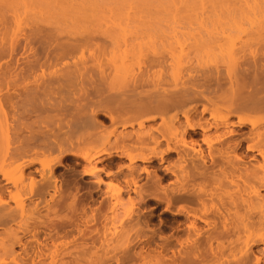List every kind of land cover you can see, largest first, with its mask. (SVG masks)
Instances as JSON below:
<instances>
[{
	"label": "bare ground",
	"instance_id": "6f19581e",
	"mask_svg": "<svg viewBox=\"0 0 264 264\" xmlns=\"http://www.w3.org/2000/svg\"><path fill=\"white\" fill-rule=\"evenodd\" d=\"M75 1L12 2L24 16H44L68 30L55 49L26 57L24 66L13 65V71L9 66L2 76L12 90L0 93V109L5 105L8 111L0 110V264H264V0H180L185 9L177 8L179 0L172 9L158 0L164 8L159 12L103 11L98 1ZM30 29L25 44L45 30ZM150 35L164 41L176 63L166 81L171 89L146 77V68L168 61L163 48L151 51L145 72H134L137 40ZM13 42L7 54L17 51ZM106 44L113 47L104 55L111 72L102 56L83 58L87 46L103 51ZM185 44L211 56V63L224 64L226 75L219 76V63L206 76L182 75L185 55L177 51ZM58 62L63 64L58 71L31 76ZM114 81L126 83L129 94L117 93L118 99L127 96L120 100L107 95L111 103L104 99L102 107L99 93ZM87 86L100 107L85 95L87 102L69 98L74 107L54 98L72 88L89 95ZM100 117L112 124L105 134ZM109 143L113 146L104 148ZM134 149L138 153L131 155ZM68 159L89 179H60L57 169ZM155 162L162 166H151ZM113 166L125 184L111 194L102 187L101 173L114 177ZM142 173L145 186L138 184ZM132 193L138 205L126 207L128 199H136ZM152 202L150 209L141 208ZM159 205L164 217L155 226ZM117 219L126 226L115 227ZM70 244L74 251H66Z\"/></svg>",
	"mask_w": 264,
	"mask_h": 264
},
{
	"label": "rangeland",
	"instance_id": "374dc122",
	"mask_svg": "<svg viewBox=\"0 0 264 264\" xmlns=\"http://www.w3.org/2000/svg\"><path fill=\"white\" fill-rule=\"evenodd\" d=\"M14 1V0H13ZM12 1V2H13ZM76 1H78V0H76ZM75 1V2H76ZM79 1H81V0H79ZM91 1H94V0H91ZM98 1V2H97ZM101 1V2H100ZM117 1V2H116ZM122 0H95V2H97L99 5L100 4H102L103 6H101L102 8H101V10L103 9V11L105 10V11H107V10H109V9H114V8H117L118 7V9H129V7H130V10H143V11H146V12H149V10H150V12L152 11V9L154 10V11H156V10H158V12H159V10H161V9H164L163 8V6H160L159 5V2H158V0H154V2H153V0H144V2H146L145 4H147L148 3V6L147 5H145L144 4V2H142L143 0H139V1H137V0H123V2H121ZM141 1V3H142V5H140L139 4V2ZM162 0H160V2H161ZM178 1V0H177ZM180 1V0H179ZM12 2H10L11 3V5H9V6H7V4L4 6H1V4H0V55H1V53H3L2 55H1V57H0V93L1 94H4V93H6V91H8L7 90V88L10 90L11 88H9L10 87V84H9V86L7 87V84L6 83H4V81H3V83L5 84H3L2 83V76L4 75V73L6 74V73H8V70H9V66H11V70L13 71L14 69H13V65H14V68H16V67H22V66H24V64L23 63H25L26 62V57H28L29 59H34V57H37L38 55H41V53L42 52H44L45 51V49H47L48 47H49V49L51 48V49H55V47H56V44L55 43H59L58 42V38H59V40L62 42L63 40H65L66 38H67V36L65 35V33L63 34V31L65 32V30H68V27H65L66 25H61V24H58V23H54V21L52 20V19H48V18H46V17H44V16H42V17H37V18H35V17H31L29 14H25L26 16H24L22 13V11H21V9H20V7H17L18 9H16V7H14V5L15 4H13ZM112 2V3H111ZM157 2V3H156ZM162 2H164V1H162ZM165 2H167V3H163V4H166L167 6V8H169V6H170V8L172 9V8H174L175 6L177 7V4L179 3H177L176 4V1L175 0H165ZM175 2V3H174ZM105 3V4H104ZM120 3H122V5H125V7H123V6H121V5H119ZM127 3V4H126ZM170 3H172V4H170ZM13 4V5H12ZM117 4V5H116ZM131 4V6H129ZM139 4V5H138ZM152 6H151V5ZM161 4V3H160ZM163 4H161V5H163ZM145 6V7H141V6ZM154 5V6H153ZM127 6V7H126ZM135 6V7H134ZM136 6H138V7H140V8H137ZM206 6H208V4H206ZM110 7V8H109ZM155 7V8H154ZM145 8V9H144ZM146 8H147V10H146ZM178 9H185L184 8V4L180 1V3H179V5H178V7H177ZM19 9H20V11H19ZM208 9H210L209 7H208ZM17 11V12H15V11ZM154 11H152V12H154ZM22 12V13H21ZM15 13H17V14H19L20 15V13H21V15H20V17L21 18H19V19H16L17 17H18V15H16ZM15 16H17V17H15ZM22 17H24V18H22ZM21 19V22H19L20 24H22V19H24L23 20V24L22 25H20L19 24V27H16V25H17V20H20ZM35 19V20H34ZM26 20V21H25ZM39 20H42L41 22L39 21ZM45 21V22H44ZM27 22V23H26ZM53 22V23H52ZM44 23V24H43ZM47 23H50V24H47ZM55 24V25H54ZM50 27H49V26ZM57 25H59L58 27H57ZM32 28H37V27H39V31H41L42 32V30H44L43 32V34L42 33H38L37 35L38 36H36V35H34V37H32L31 36V38H29V40L30 39H32L31 41L32 42H30L29 40H26V42L27 43H29V46H28V49H26V47L27 46H24V45H26L24 42H25V40L23 39V37H25L26 35H27V32L29 33L30 32V28L31 27ZM53 26V27H52ZM91 26V25H90ZM89 26V27H90ZM56 27H57V29H56ZM53 28V29H52ZM91 28H92V26H91ZM41 29V30H40ZM64 29V30H63ZM47 30V31H46ZM62 32V36H61V32ZM46 31V32H45ZM56 31H57V33H56ZM58 32H60L59 34H58ZM23 34V35H22ZM47 34V35H46ZM49 34V35H48ZM59 36H58V35ZM52 35V36H51ZM54 35V36H53ZM16 36H17V39H16ZM44 36V37H43ZM49 36V37H48ZM149 36V35H148ZM148 36H145V37H143V38H140L139 40H137V42L139 41H141V43H140V46L139 47H136L137 49L135 50V53L137 54V57L139 58V60H138V62H136V60H134V62H135V67H134V72L136 71L137 73H139V71L141 72V70L142 71H144V66H146V67H148L147 65H146V63H147V61L148 60H150L152 57V52L151 51H153V50H159V51H162L163 49L164 50H166L167 49V47L166 46H164L163 47V43H164V41H161L159 38H158V35H156L157 37H154V36H152V35H150V37H148ZM154 37V38H152V37ZM21 37V38H20ZM38 37V38H37ZM48 37V39L50 38L52 41H53V43H52V41H49L48 39H46ZM63 37V38H62ZM65 37V38H64ZM12 38V39H11ZM13 38H14V40H13ZM55 38V39H54ZM60 38H62V40L60 39ZM15 41V46L17 45V47H18V49L20 50L19 52H18V49H17V47H15L16 48V50L17 51H14L13 52V54L11 53H9V51H8V53L9 54H7L6 52L7 51H5L6 49L8 50L9 49V43L11 44V42L12 43H14L13 41ZM24 40V41H23ZM45 40H48V41H45ZM56 40V41H55ZM98 41H100V43L99 44H102L101 42H102V39H97ZM44 41V42H43ZM48 42H50V46H48L49 44H48ZM95 42H96V40H95ZM136 42V41H135ZM21 43H23V44H21ZM160 43V44H159ZM44 44V45H43ZM46 44H47V46H46ZM52 44V45H51ZM54 44H55V46H54ZM19 45V46H18ZM28 45V44H27ZM165 45V44H164ZM22 46H24V47H22ZM95 45H91V47L89 46H87L86 48H85V51L83 52V50H82V52L84 53V55L85 56H83V58H87L88 56L90 57L91 55V57L93 58V56L94 57H101L102 56V60H103V63H104V66H105V63H107L108 64V62H106L107 60L105 59V57L107 56V54L109 55L110 53H108V51L111 49L112 50V46L111 45H109V44H106V46L104 47V49H103V51H102V49L101 48H99V47H96L97 48V50L96 49H94L95 47H94ZM44 47V48H43ZM93 47V48H92ZM112 47V48H111ZM2 48V49H1ZM24 48V49H23ZM42 48V49H41ZM106 48V49H105ZM139 48H140V50H139ZM154 48V49H153ZM157 48V49H156ZM163 48V49H162ZM26 52H24L23 50ZM26 49V50H25ZM30 49V50H29ZM43 49H44V51H43ZM99 49V50H98ZM1 50H4L5 51V56H4V51H1ZM42 50V51H41ZM95 50V51H94ZM110 50V51H111ZM30 51V52H29ZM98 51V52H97ZM107 51V52H106ZM141 51V52H140ZM167 52H165L166 53V55H167V57H166V59L168 60V61H165L164 62V64H159V65H162V67L161 66H159L158 64H155V63H153V65L151 66L152 68H149L148 69V71H147V68L145 69V71H146V77L148 76L149 78L148 79H150V77H152L153 79H156V80H160V81H162V83H164V81H165V83L167 84H170V82H166L167 80L168 81H170L169 79H171V78H169L168 77V75H170V67L172 68L171 70H173L175 67H176V63H175V61H173L172 59H171V57H169V56H171V55H169V50H166ZM25 54H24V53ZM28 52V53H27ZM37 52V53H36ZM79 52H80V50H79ZM78 52V56L79 57H81L80 56V53ZM96 52H97V55H96ZM139 52H140V54H139ZM178 52H182V54H184L185 55V57H184V59H183V62L179 65L180 66V69H181V71H182V69H183V71H182V75L183 74H188V75H194V76H206V73L205 72H207L208 70L211 72V69L212 70H214L216 67H213L214 65H217L218 63V67H221L220 68V70H222V71H219L220 73H219V76H221V77H223L222 75H223V73H224V75H226V71H227V69H226V67H225V65L224 64H222L221 62H219V61H217V62H212L211 63V56H207L208 54H201V55H198L195 51H193V49L192 48H189L186 44L183 46V49H182V51L180 50V51H177V53ZM92 53V54H91ZM99 53H101V54H99ZM103 53V54H102ZM164 53V52H163ZM26 54H28V55H26ZM31 54H34V55H32L31 56ZM36 54H38L37 56H35ZM43 54V53H42ZM98 54H99V56H98ZM106 54V56H104ZM135 54V55H136ZM195 54H197L198 55V57H196V55ZM7 55H9V56H7ZM10 55H11V57H10ZM13 55V56H12ZM26 55V56H25ZM139 55V56H138ZM146 55V56H145ZM149 55H150V57H149ZM23 56V57H22ZM259 56H261V55H259ZM88 57V60H91L90 58ZM107 58V57H106ZM170 60H169V59ZM165 59V60H166ZM192 59V60H191ZM19 60V61H18ZM25 62H24V61ZM22 62V63H21ZM140 62V63H139ZM144 62H145V64H144ZM174 62V63H173ZM21 63V64H20ZM62 62H58L57 63V65L56 64H53V66H48V67H46V68H44V70L42 71V69H40V70H38L36 73H34V75L32 74L31 76H35L36 74L37 75H41V73H43L44 72V74L45 73H47V74H49V72L51 73V72H54V71H58V69H61V68H63V64H61ZM90 63V62H89ZM12 64V65H11ZM60 64V65H59ZM106 64V65H107ZM154 64H155V66H154ZM168 64V66H166ZM17 65V66H16ZM20 65V66H19ZM55 65V66H54ZM109 65V64H108ZM105 66L106 68L108 67V69H109V66ZM144 65V66H143ZM213 65V66H212ZM90 66V65H89ZM143 66V67H142ZM170 66V67H169ZM211 66L214 68H211ZM58 68V69H57ZM138 68V69H137ZM142 68V69H141ZM8 69V70H7ZM55 69V70H54ZM111 69V68H110ZM109 69V71L111 72V70ZM10 70V71H11ZM19 70V69H18ZM219 70V69H218ZM60 71V70H59ZM108 71V73H110ZM144 71V72H145ZM224 71V72H223ZM17 72V71H16ZM19 72V71H18ZM21 72V71H20ZM135 72V73H136ZM147 72H148V74H147ZM209 72V73H210ZM222 72V73H221ZM113 73V72H112ZM203 73H205L204 75H202ZM172 74V73H171ZM207 74H208V72H207ZM20 75H21V73H20ZM185 75V76H186ZM187 75V76H188ZM209 75H211V73L209 74ZM208 75V76H209ZM31 76H30V79H31ZM171 76V75H170ZM29 77V76H28ZM32 77V78H33ZM112 77V76H111ZM17 78V77H16ZM151 78V79H152ZM27 79V78H26ZM29 79V78H28ZM28 79L27 80H25V82H28ZM29 79V81H32L33 79H31L30 80ZM150 79V80H151ZM152 79V80H153ZM156 80H153V81H156ZM122 82H124V81H122ZM112 83V82H111ZM116 83V84H115ZM121 86H120V85ZM119 84H118V86H117V82L116 81H114L113 82V85H115L114 87H112L113 85H108V87L106 86L104 89H103V91L101 92V93H99L100 95H102V97L100 96V99L102 100V102L100 103V104H102L104 101H110L111 100V98H113V97H111V94L112 95H116V100H120L121 98H123V97H125L126 96V94H122V96L123 97H120V99H118L119 98V96H121V95H119L121 92L123 93V92H125V93H127V94H129L128 93V91H127V89H128V87H127V89H124L125 87H123V86H125V84L124 83H121V81H119ZM165 84V86H166V88L167 89H171L170 88V85H166ZM22 86V85H21ZM19 88V87H18ZM17 88V89H18ZM19 89H21V88H19ZM78 89V88H77ZM75 90L74 88H72V89H70V90H65V92H62V93H56V94H54V98H57V96H58V99H65V100H67L66 101V103L65 104H67V105H72V106H70V107H74V105L73 104H71L69 101H73L72 99H70L69 100V98H72L71 96H73L74 97V100H79L78 98L80 97L81 98V96L82 95H85L86 97H89V98H87V100L89 99L90 101H92V105L93 104H95V107H97L96 105H98L99 103H97L98 101H95L96 100V94H92V89L90 88V87H88L87 86V88H85L86 89V91H87V93L89 94V95H87L86 94V92L84 91V89H82V90ZM91 89V90H90ZM112 89H113V91H112ZM124 89V91H122ZM12 90V89H11ZM89 90H90V92L91 93H89ZM118 90V92H116ZM69 92V95H68V93L66 94V92ZM79 91H80V94H79ZM120 91V92H119ZM110 92V93H109ZM65 93V94H64ZM71 93V94H70ZM117 93H118V95H117ZM74 94V95H73ZM92 95V96H91ZM107 95H109L111 98H108V96ZM125 95V96H124ZM52 96H53V94H52ZM56 96V97H55ZM65 96V97H64ZM69 96V97H68ZM78 96V97H77ZM85 96H82L83 98H81V99H85V102H87L86 101V97ZM66 97H67V99H66ZM85 97V98H84ZM90 97H94V98H90ZM104 97V98H103ZM127 97V96H126ZM76 98V99H75ZM108 98V99H107ZM80 99V101H82ZM92 99V100H91ZM95 99V100H94ZM105 99V100H104ZM114 99V98H113ZM88 100V101H89ZM104 100V101H103ZM85 102H82V104L84 103L85 104ZM107 102H105L106 104H107ZM105 103H103L102 104V107H104V105H105ZM110 103H111V101H110ZM89 104H91L90 102H89ZM100 104L98 105L99 107H100ZM111 105V104H110ZM105 106H107V105H105ZM3 108L2 109H4V110H2V109H0V110H2V111H5V112H1V115H2V113H8V111H7V109H6V106L5 105H3L2 106ZM91 107V106H90ZM92 107H94V106H92ZM6 113V114H7ZM10 115V114H9ZM8 115H6V117H7ZM143 117V116H142ZM8 119H7V121L9 122V123H11V120H9L10 118H9V116L7 117ZM101 119H103V120H105L104 118H102V117H100ZM122 119H124L123 117H122ZM44 120V119H43ZM39 119L37 120V122H38V124H39ZM108 119H106L105 120V122H106V127H105V129H104V131H103V133L105 134L106 132H108V131H110L111 130V127H112V124L110 123V121H109V123H108ZM37 122H35L36 123V127H37ZM41 122H43V121H41ZM156 122H158V121H156ZM45 123V122H44ZM153 122H151L150 124H152ZM42 123H40V125H41ZM44 125V124H43ZM35 126V125H34ZM243 130H246V128H243ZM98 145H100L99 143L98 144H96L95 146H98ZM111 146H113V144L112 143H109V144H105L104 145V148H109V147H111ZM203 147L204 148H206V145L205 144H203ZM130 152V154L131 155H136L137 153H138V150H130L129 151ZM123 162L125 163V164H127L128 163V160L127 159H124L123 160ZM105 164V163H104ZM139 164H141V166H149V164L148 163H139ZM155 164V166H159V167H161L162 166V164H159V165H157L156 164V162L155 163H152L151 164V166L152 165H154ZM73 165H74V162H73V160H70V159H68L67 161H65V166H60V167H58V169H57V173H56V175H59V177H60V179L62 178V180H64V181H69L70 183H73L74 181H76V180H80L81 178L80 177H82L83 175H82V173H78V172H80L81 170L80 169H82V167H78V166H74L73 167ZM14 167V165H12L10 168H13ZM117 169V167H115V166H113V168H112V171L114 172V174H115V176L116 175H119V177H113V176H107V175H105V172H102L101 173V177H103V179H104V181H105V185H103L102 187H103V189H107L108 191H110L111 192V194H113V193H116V191H117V189H119V187L121 188L122 186H123V184H125V182L124 181H122L123 180V175H121L120 174V172H118V171H116V169ZM116 171V172H115ZM125 171H127L126 169H123V173L125 172ZM158 174H160V175H162L163 174V172L160 170V168L158 169ZM161 172V173H160ZM76 174V175H75ZM38 176V175H37ZM84 177V176H83ZM38 178H39V176H38ZM85 179H89V177H84ZM72 179V180H71ZM76 179V180H75ZM74 180V181H73ZM109 182V183H108ZM145 182L147 183V177H146V174L145 173H142L141 174V178L138 180V184L139 185H141V186H145L146 184H145ZM107 184V185H106ZM84 186H86L85 184H83ZM71 186V185H70ZM83 186V189L81 190V193L83 194V196H85L86 194H87V188H88V186H86L87 188H85ZM109 186V187H108ZM109 189H108V188ZM145 188V187H144ZM86 190V191H85ZM109 192V193H110ZM134 196V197H133ZM137 196H135V194H133L132 193V197H131V199L132 198H136ZM126 198V197H125ZM138 198V197H137ZM137 198L136 199H132V201H129V199H128V201L130 202H128L127 201V198H126V201H127V203H126V207H127V205L128 204H130V205H132V203L131 202H134L136 205H138V203L135 201V200H137ZM130 199V200H131ZM57 200V199H56ZM64 200H65V202H67V203H70L72 200L70 199V198H68V197H66V198H64ZM60 201V200H59ZM138 201H139V199H138ZM90 204V206H91V208H92V206L93 207H95L96 206V204L98 205L99 203L98 202H90L89 203ZM155 205V203L154 202H152L150 205H142V207L141 208H144V207H146L147 208V210L148 209H150L152 206H154ZM163 209V206L162 205H159V207L155 210V212H154V216H153V224L155 225V226H158L159 225V223H160V221H159V219L160 218H162V217H164V216H162V209ZM42 210V209H41ZM123 210V209H122ZM43 213H45V211H42ZM60 212H62V210H60ZM60 212H58V214L60 213ZM121 212V211H120ZM122 213V212H121ZM120 213V214H121ZM62 214H68L69 215V212L68 211H66V210H64V212L62 213ZM123 214V213H122ZM119 220H121V219H117L116 220V223H115V227H117L118 229H121V228H123V227H125L126 226V224H123L122 225V227H121V222L119 221ZM159 222V223H158ZM71 245V244H70ZM259 247H261V246H259ZM259 247H257V248H255V249H258ZM61 248L58 246L57 248H55V247H53V248H51L50 249V251H49V253H51V254H55L56 252H58L59 250H60ZM74 249H75V245H71V246H69L68 247V249L66 250V251H74ZM50 254V255H51Z\"/></svg>",
	"mask_w": 264,
	"mask_h": 264
}]
</instances>
